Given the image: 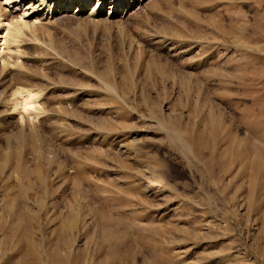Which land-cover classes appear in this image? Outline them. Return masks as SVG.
Here are the masks:
<instances>
[{
	"label": "rangeland",
	"instance_id": "374dc122",
	"mask_svg": "<svg viewBox=\"0 0 264 264\" xmlns=\"http://www.w3.org/2000/svg\"><path fill=\"white\" fill-rule=\"evenodd\" d=\"M129 8L1 46L0 264H264V0Z\"/></svg>",
	"mask_w": 264,
	"mask_h": 264
},
{
	"label": "bare ground",
	"instance_id": "6f19581e",
	"mask_svg": "<svg viewBox=\"0 0 264 264\" xmlns=\"http://www.w3.org/2000/svg\"><path fill=\"white\" fill-rule=\"evenodd\" d=\"M92 1L94 2V0H5V3L8 4V7H11L13 10H15L14 12H16L15 15L13 13L14 17L10 18L7 17V12L9 10L7 12L2 11V5L0 2V62L4 61V59L2 60L3 48L12 49V52H9V58H14V56H17L16 53H18L19 47L23 42H21L20 37L25 35L24 32L28 34H31L30 32L33 33V29L35 28L34 24H36V21L44 20L51 22V20L53 21L56 17L67 16V13L69 12L76 13L78 15L85 13L88 10L91 14L90 16L96 17L99 14L107 13L108 16L112 17L114 15H119L120 13L122 14L128 11V9H130L129 7H131L133 3L137 2V0H96L95 3ZM138 1L140 2L141 0ZM1 46L4 47L1 48ZM11 49L9 51H11ZM9 60H5L7 64L10 62ZM22 99L23 103H18L21 107V115L19 116V119H24L26 116L28 118L30 115L34 116L35 112L39 110L36 104V99L34 98V94L28 93L23 96ZM169 134L170 133L168 132V136ZM169 139L182 144V140L178 138V135L170 134ZM22 213L23 212H21V214ZM63 228L65 230L71 229L70 225L67 223Z\"/></svg>",
	"mask_w": 264,
	"mask_h": 264
},
{
	"label": "crops",
	"instance_id": "0c3cea01",
	"mask_svg": "<svg viewBox=\"0 0 264 264\" xmlns=\"http://www.w3.org/2000/svg\"><path fill=\"white\" fill-rule=\"evenodd\" d=\"M27 211V210H26ZM7 261H8V259H7ZM3 263H4V261H3Z\"/></svg>",
	"mask_w": 264,
	"mask_h": 264
}]
</instances>
